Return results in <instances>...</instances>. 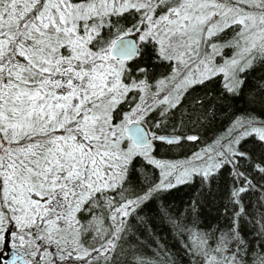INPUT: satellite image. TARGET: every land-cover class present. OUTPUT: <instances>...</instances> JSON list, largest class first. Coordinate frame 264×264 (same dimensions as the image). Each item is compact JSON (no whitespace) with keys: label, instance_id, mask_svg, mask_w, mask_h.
<instances>
[{"label":"snow or ice","instance_id":"1","mask_svg":"<svg viewBox=\"0 0 264 264\" xmlns=\"http://www.w3.org/2000/svg\"><path fill=\"white\" fill-rule=\"evenodd\" d=\"M0 264H264V0H0Z\"/></svg>","mask_w":264,"mask_h":264}]
</instances>
